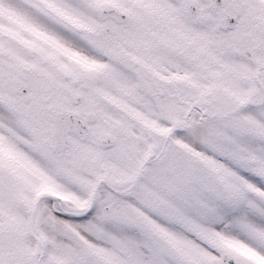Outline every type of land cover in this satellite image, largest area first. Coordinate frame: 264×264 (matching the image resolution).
Segmentation results:
<instances>
[{
  "label": "snow or ice",
  "instance_id": "snow-or-ice-1",
  "mask_svg": "<svg viewBox=\"0 0 264 264\" xmlns=\"http://www.w3.org/2000/svg\"><path fill=\"white\" fill-rule=\"evenodd\" d=\"M0 264H264V0H0Z\"/></svg>",
  "mask_w": 264,
  "mask_h": 264
}]
</instances>
